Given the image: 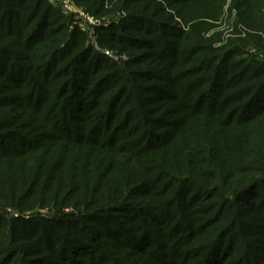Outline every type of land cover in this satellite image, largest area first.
Listing matches in <instances>:
<instances>
[{
	"label": "trees",
	"instance_id": "trees-1",
	"mask_svg": "<svg viewBox=\"0 0 264 264\" xmlns=\"http://www.w3.org/2000/svg\"><path fill=\"white\" fill-rule=\"evenodd\" d=\"M101 1L80 0L96 13ZM156 1L115 3L126 17L98 28L103 45L132 52L119 65L86 46L85 33L46 0H0V172L16 162L15 182L0 177V194L21 213L34 207L24 200L36 196L37 204L60 206L46 219H10L0 210V264H23L34 249L18 242L28 238L43 252L33 264H133L110 245L144 254L150 264H264V60L241 48L245 40L215 47L184 34ZM232 4L241 16L264 0ZM240 21L250 24L246 16ZM199 115L211 122L210 135L194 146L171 143L179 118ZM104 145L134 159L147 154L151 163L161 148L172 154L162 153L165 161L136 180L134 168L141 169L133 162L125 183L107 196L111 171L128 167L78 149ZM195 168L222 183L200 182ZM232 170L262 174L231 189ZM198 201L208 203L195 217Z\"/></svg>",
	"mask_w": 264,
	"mask_h": 264
},
{
	"label": "rangeland",
	"instance_id": "rangeland-1",
	"mask_svg": "<svg viewBox=\"0 0 264 264\" xmlns=\"http://www.w3.org/2000/svg\"><path fill=\"white\" fill-rule=\"evenodd\" d=\"M62 0H46L48 4L51 6L58 8L64 16L70 17L71 24H69L70 28L74 25L78 26L79 29L85 33L84 43L86 46H91L97 51L101 52L111 60L117 62V64H125L128 62L129 58L132 55V52L128 51H121L115 47L105 46L100 42V29L99 27L107 26L110 23H115L116 25L123 20L126 17V12L120 7L114 8L115 3L121 2V6L123 5V2L125 0H102L101 3H99L100 11L99 13H96L95 8L99 9L98 7H93L91 3L86 2H80V0H69V8L70 11H66L62 8L60 5ZM146 3V2H144ZM202 7H200V6ZM263 7L259 10L255 9L256 6H251L250 9L245 12L241 13L240 16V8L233 6L232 0H201L195 6L194 4H184L183 6L178 5H170L167 4L164 0H157L155 3V8H162L167 15L172 14L174 23L180 27L182 32L184 34H190L194 32L195 34H198L202 38L210 39L213 43V46L215 47H221L225 45H230V42L233 41H240L245 40L246 43L244 44V47H241L242 49H245L248 54L251 56H254L255 58H258L259 61L264 60V4H262ZM186 6V8H185ZM93 7V8H92ZM84 12L88 14L90 17L93 18L94 24L90 23L88 20L82 19L78 16V12ZM95 11V12H94ZM179 12L182 14H186L187 19L186 22L181 18L179 15ZM164 15V14H163ZM248 15H250L248 17ZM250 18V24L246 26V24H242L240 21L243 17ZM255 22H261L262 26L255 25ZM99 35V36H98ZM209 40V41H210ZM210 41V43H211ZM239 42V43H240ZM263 45V46H260ZM238 47V46H237ZM135 52V51H134ZM108 53V54H106ZM141 52H135L136 57ZM140 56V55H139ZM133 68H136V66H133ZM146 83V82H143ZM169 105H164V109L168 111ZM163 108L159 107L155 111L158 113H161ZM170 111V110H169ZM171 113H168L167 115H170ZM162 115V114H160ZM158 117H161V116ZM26 116L23 115L21 119H25ZM32 120V118H31ZM179 121H181L180 129L176 132V135L178 136L174 139H172L171 143L176 140L180 144L178 145H184L187 143V145H196V141L201 144L200 136H207L210 135V129L209 125L211 124L210 121H208L205 117L202 115L199 116H184L183 118H179ZM19 120H16V123H18ZM33 124V123H32ZM212 125V124H211ZM203 127L206 129L204 130ZM208 127V128H207ZM242 128H247L245 130H251V126H245ZM207 131V133H206ZM179 134H182L184 137H182V140H180ZM196 136L199 137L198 140L196 139ZM184 143V144H183ZM108 145V143H107ZM107 145H104L103 147L98 148H85L80 147L79 154H85L84 157H86V154H88V159L91 160H104L106 163L110 162V164L113 165V163H121L124 166L128 167L127 172H125V169L122 166H117L115 170H112L110 173V176L108 177L109 180L105 182V187H107V196L114 195L113 193L117 192V188L119 184L115 185L116 183H125L126 178L128 176L130 168L134 167L133 162H136V165L140 166L141 171H135L137 167L134 168V172H136L135 180L139 179L141 176V173H144L147 170H150L153 168V164L155 163H161L162 161H165L166 154H162L165 152H168L169 155L172 154L171 152L167 151L165 148L159 149V151L156 154V157L153 159L154 162H148V159L146 157L147 154L142 155H136V159L132 157H127L126 155H120L118 152L114 151L112 147H109ZM96 149V150H94ZM255 149V148H254ZM89 150H92L94 152H89ZM78 153V152H77ZM77 155V154H76ZM252 157V156H251ZM28 163L26 164V167L29 168L30 165L33 163V159H27ZM251 160V159H248ZM94 163V162H93ZM92 163V165H93ZM16 162H14L12 167L10 168L13 170ZM207 164V163H206ZM115 165V164H114ZM247 164L244 162L240 166H246ZM22 167L20 165L19 169ZM205 168V166H203ZM146 168L144 171L143 169ZM210 169V168H208ZM207 168L205 170H208ZM10 170L7 173L0 172V177H2V180L7 181L10 180V185H12L13 181L10 179L13 176V171ZM143 170V171H142ZM197 172H199L198 180L200 182H203L204 184H219V182L222 183V181L218 180H210V178H205L201 175V173L204 171L203 169H196ZM106 173V171H104ZM262 174V173H260ZM259 173L254 172L253 170H247L244 173L241 172H234L233 170L228 174V176H231L226 183L227 187H231V189L237 188L238 185L245 181V179L253 176L260 175ZM27 174L25 177L26 181L30 180V176ZM17 179V178H16ZM53 184V182H52ZM108 184V185H107ZM19 188V186H17ZM226 187V188H227ZM110 188V189H109ZM228 189V188H227ZM230 189V188H229ZM4 195L0 194V210L8 217V218H16L19 216H24L25 218H29L33 215H38L43 218L50 217V215L54 214L55 211H58L60 206H55V204H49V205H41L37 204L36 198L41 196H36L33 199L28 198V200H24L23 204L24 206L27 204H32L34 207L30 211H26L24 213H21L17 208L12 207L13 205L9 202L10 197H8V201H6L4 198H2ZM105 195V197H107ZM49 197V195H48ZM42 198V197H41ZM35 200V201H34ZM212 200V199H211ZM210 200V201H211ZM209 201V200H208ZM206 202H200L198 201L196 204L192 205L193 208L196 210L193 212L195 217H200L202 214L199 209L206 205L208 203ZM209 201V203H210ZM226 201V200H222ZM227 204V203H226ZM58 207V209L56 208ZM57 209V210H56ZM198 209V210H197ZM231 212L234 210L230 209ZM61 211L68 213V212H74L75 209L72 206H63L61 207ZM228 217H226L227 219ZM101 240L105 241L109 238L101 235L99 236ZM33 238H28L27 240H21L18 243L23 245V248L30 247L33 250V253H27L25 254L27 257V260H25V264L31 263V260L36 259L34 258L39 253L43 252H36L37 248H39V245L32 244ZM196 242V241H195ZM194 242V243H195ZM112 251H117L118 255L120 257H123L128 260V262H131L133 264H150L148 257L144 254L133 252L131 249L125 248L124 246L120 245L114 246L110 245ZM46 252V251H45ZM47 253V252H46ZM196 259V258H194ZM192 259H189V262H185V260H182L180 263L179 261L177 264H190ZM34 261V260H33ZM23 263V264H24ZM44 264V263H39Z\"/></svg>",
	"mask_w": 264,
	"mask_h": 264
},
{
	"label": "built area",
	"instance_id": "built-area-1",
	"mask_svg": "<svg viewBox=\"0 0 264 264\" xmlns=\"http://www.w3.org/2000/svg\"><path fill=\"white\" fill-rule=\"evenodd\" d=\"M61 2V6L64 10L66 11H70V8H69V0H62L60 1ZM78 16L82 19H85V20H88L90 23L94 24V20L92 17H90L88 14L84 13V12H78ZM108 54V53H106Z\"/></svg>",
	"mask_w": 264,
	"mask_h": 264
}]
</instances>
